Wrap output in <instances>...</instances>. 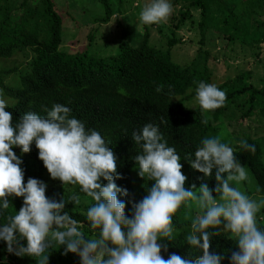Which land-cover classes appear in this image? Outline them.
<instances>
[{"label": "trees", "instance_id": "1", "mask_svg": "<svg viewBox=\"0 0 264 264\" xmlns=\"http://www.w3.org/2000/svg\"><path fill=\"white\" fill-rule=\"evenodd\" d=\"M96 1L100 13L92 20L105 23L113 13L111 0ZM170 3L176 7L171 16L175 28L187 22L198 32L200 44L187 64L171 59L169 47L178 41L177 37L172 34L163 49L154 46L148 40L145 24L142 32L135 34L119 29L114 52L92 50V27L85 34L84 45L60 51L64 21L55 0H0V61L20 59L19 66L0 64V92L8 104L6 110L12 112L15 123L28 111L46 115L45 109H50L53 103L70 107L72 115L84 122L86 128H94L111 142L118 158L117 171L122 177L115 182L127 188L137 201L145 194L146 182L137 175L132 159L140 152L139 145L131 140L134 129L149 122L159 126L168 145L191 168L186 188L193 184L198 188L201 183L214 188V177L205 178L185 157L194 153L203 138L220 135L223 142L236 149L237 159L254 180L252 188L242 190L260 198L264 196V161L261 142L250 134L249 123L251 117L264 119V82L262 86L252 84L250 70L240 65L233 75L216 77L203 46L207 38L214 36L229 59L241 60L243 64L246 58L256 56L260 45H264V0H170ZM201 80L216 84L226 93L222 107L201 110L194 99V81ZM158 86H162L160 92L156 91ZM205 119L207 124L202 123ZM226 131L230 136L220 134ZM242 139L256 145L255 153L239 148ZM31 149L29 153H22L18 147L12 149L23 161L24 179L59 182L50 178L38 159L34 143ZM73 192L81 196V203L74 208L68 204L65 211L83 221L88 201L78 188L71 186L64 190L57 185L46 189V195L56 199ZM10 201L13 209L4 215L18 211L23 198ZM189 212L181 206L174 215L175 239L162 242L168 246L167 252H161L165 259L172 252L187 255L184 237L190 231V220L184 216ZM258 220L264 226V209ZM3 222L4 216H0V223ZM233 249L232 241L225 236L214 238L210 250L224 252L226 258L221 264H229L227 256ZM0 264H36V261L9 253L5 242L0 240ZM48 264H79V258L72 253L65 255L61 246L49 250Z\"/></svg>", "mask_w": 264, "mask_h": 264}, {"label": "clouds", "instance_id": "2", "mask_svg": "<svg viewBox=\"0 0 264 264\" xmlns=\"http://www.w3.org/2000/svg\"><path fill=\"white\" fill-rule=\"evenodd\" d=\"M172 11L170 0H148L138 18L145 25L157 24ZM194 83V99L202 111L224 105L226 93L216 84ZM2 95L0 216L4 222L0 223V240L9 253L48 264L49 250L63 246L64 254H75L79 264H221L226 254L210 249L214 238L226 236L234 245L227 256L229 264H264V226L258 220L264 196L256 198L242 190V182L249 179L248 169L220 135L203 138L194 153L185 157L205 178L214 177V188L207 183L186 188L181 156L168 145L159 126L149 122L134 129L131 140L140 152L132 159L137 175L146 182L145 194L137 201L115 182L122 177L111 142L94 128H86L70 107L53 103L45 109L46 115L28 111L13 123ZM33 143L50 178L59 180L64 190L66 186L78 188L87 199L83 221L65 211L68 204L80 205V195L73 192L56 199L46 195L44 181L29 177L24 182L23 161L12 149L29 153ZM239 148L256 151L255 144L243 139ZM17 197L23 198L22 206L4 215L13 209L10 198ZM182 205L191 210L184 216L190 220L184 237L188 252L186 256L172 252L165 259L161 252H167L168 246L162 242L175 239L173 217Z\"/></svg>", "mask_w": 264, "mask_h": 264}, {"label": "rangeland", "instance_id": "3", "mask_svg": "<svg viewBox=\"0 0 264 264\" xmlns=\"http://www.w3.org/2000/svg\"><path fill=\"white\" fill-rule=\"evenodd\" d=\"M55 2L56 8L60 10L64 21L59 48L60 51L84 45L85 34L92 27L94 41L91 46L92 50L99 51L100 53H110L114 52L116 49L119 29L129 34L142 32L143 23L139 20L138 16L141 7L147 3L148 0H111L113 13L105 23L92 20L94 15L100 13V5L96 0H55ZM175 8L176 7L173 6L172 13L175 12ZM172 13L166 21L146 25L148 40L154 46L163 49L168 46L167 39L173 34L178 38V41L172 43L169 47L171 59L181 65L187 64L200 44L198 42V32L194 26H190L187 22L180 28H175L171 17ZM203 48L209 53L208 65L213 69V74L216 77L231 76L234 73V69L240 65L244 70H250L251 76L249 81L252 84L258 86L263 85L264 45H260L256 56L246 58L243 64L240 63L241 60L236 62L225 57L223 55L224 49H222V45H220L219 40L214 36L205 40ZM0 64L3 67H12L13 65L19 66L20 59L10 58L0 61ZM5 80H8V78ZM250 119H252L251 123H249L250 134L257 137L261 142L262 158L264 161V119L259 120L253 117ZM220 134L223 136H230L228 131L223 133L220 132ZM180 163L183 165L181 169L182 173L186 177L189 176L191 168L182 159ZM24 182L26 183L27 181L24 179ZM45 183L47 184V188L61 185L60 181L56 183L55 181L49 180L45 181ZM253 186L254 180L249 172V179L242 182V188H252ZM70 187L71 186H66L65 188ZM182 206L184 209L190 210L188 207Z\"/></svg>", "mask_w": 264, "mask_h": 264}]
</instances>
